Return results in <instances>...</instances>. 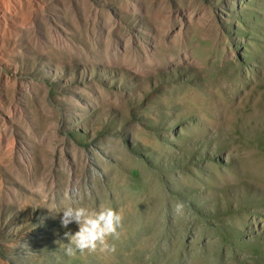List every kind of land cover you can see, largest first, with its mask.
Instances as JSON below:
<instances>
[{
	"label": "rangeland",
	"instance_id": "1",
	"mask_svg": "<svg viewBox=\"0 0 264 264\" xmlns=\"http://www.w3.org/2000/svg\"><path fill=\"white\" fill-rule=\"evenodd\" d=\"M0 264H264V0H0Z\"/></svg>",
	"mask_w": 264,
	"mask_h": 264
},
{
	"label": "clouds",
	"instance_id": "2",
	"mask_svg": "<svg viewBox=\"0 0 264 264\" xmlns=\"http://www.w3.org/2000/svg\"><path fill=\"white\" fill-rule=\"evenodd\" d=\"M182 204H177L179 212ZM60 223L67 228L69 224L75 223L78 230L74 233L66 232L67 238L65 253L69 256L76 252L85 250L112 251L114 248L108 244V238L118 236L117 229L121 225L122 217L110 205H105L97 209H88L85 206H66L62 209Z\"/></svg>",
	"mask_w": 264,
	"mask_h": 264
},
{
	"label": "bare ground",
	"instance_id": "3",
	"mask_svg": "<svg viewBox=\"0 0 264 264\" xmlns=\"http://www.w3.org/2000/svg\"><path fill=\"white\" fill-rule=\"evenodd\" d=\"M257 98H258V97H257ZM257 100L260 101L259 98H258ZM259 103H261V102H259ZM136 199H137V198H136ZM131 213H132V212H131ZM142 213H144V212H142ZM144 217H145V216H144ZM153 223H154V222H153ZM136 226H137V225H136ZM139 226H140V225H139ZM147 227H148V226H147ZM153 229H154V228H153Z\"/></svg>",
	"mask_w": 264,
	"mask_h": 264
}]
</instances>
